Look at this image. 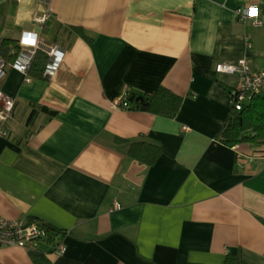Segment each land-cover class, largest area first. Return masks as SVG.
<instances>
[{
  "label": "crops",
  "instance_id": "obj_1",
  "mask_svg": "<svg viewBox=\"0 0 264 264\" xmlns=\"http://www.w3.org/2000/svg\"><path fill=\"white\" fill-rule=\"evenodd\" d=\"M251 5L259 25L236 13ZM25 30L64 56L50 77L40 59L22 73L2 57L14 106L0 121V214L57 231L36 244L47 264H264V140L218 139L241 76L215 71L264 68V0H0V41ZM160 86L182 98L172 117L112 105ZM32 103L55 114L28 123ZM133 142L159 152L136 159ZM31 250L3 247L0 264H34Z\"/></svg>",
  "mask_w": 264,
  "mask_h": 264
},
{
  "label": "built area",
  "instance_id": "obj_2",
  "mask_svg": "<svg viewBox=\"0 0 264 264\" xmlns=\"http://www.w3.org/2000/svg\"><path fill=\"white\" fill-rule=\"evenodd\" d=\"M255 9V14H251V10ZM236 13L241 17L252 18L255 25H259L261 22L257 19V6L251 5L246 9L238 8ZM50 9H46L42 14L33 18L34 22L42 26L50 18ZM19 50L11 62V67L22 72L27 73L32 61L34 60L38 50H44L48 55L42 75L44 77L52 76L60 61L64 56V51L57 44L45 45L43 40L38 36L36 31H22L18 39ZM216 72L224 73H239L241 76V82L237 89L232 91L231 95V107L235 110H240L248 103L254 94H257L259 87L264 81V68L256 73H252L246 61L242 60L237 64L218 62L215 65ZM6 73L5 61L0 55V79L4 77ZM121 106L128 108L129 104L126 100L114 101L113 106ZM14 106V100L12 97L4 94L0 91V121H5L12 112ZM184 130L188 129L183 127ZM260 153L264 154V149H259ZM118 203H114V207H118ZM49 231L47 226L38 220H19L10 219L0 214V249L6 246L19 245L29 249H36L37 242L40 240L48 239ZM57 253H63L65 251V245L60 243L54 250Z\"/></svg>",
  "mask_w": 264,
  "mask_h": 264
},
{
  "label": "trees",
  "instance_id": "obj_3",
  "mask_svg": "<svg viewBox=\"0 0 264 264\" xmlns=\"http://www.w3.org/2000/svg\"><path fill=\"white\" fill-rule=\"evenodd\" d=\"M74 30L83 35V31L74 27ZM19 50L16 42L3 39L0 41V54L4 60L12 62ZM46 55L38 52L33 63L40 59V70L42 71L44 63H46ZM33 66V64H32ZM129 107L142 111H149L164 116H174L181 105V96L173 93L171 90L160 86L151 94H136L127 95ZM37 112H44L48 116L55 114L54 110L46 106L31 104V110L26 122H30L36 116ZM218 139L224 144L232 146L242 142H261L264 140V96L254 94L251 100L246 103L242 109L235 110L231 107L230 113L226 121L222 124ZM144 144V145H143ZM133 142L129 145L128 153L136 159L151 163L156 154L159 152L158 148L151 143ZM142 145L143 148H139ZM143 149L144 153H140ZM47 226V225H46ZM49 236L57 232L54 228L47 226ZM34 264H47L44 255L39 249L30 251ZM224 264H241L239 256H228Z\"/></svg>",
  "mask_w": 264,
  "mask_h": 264
},
{
  "label": "snow or ice",
  "instance_id": "obj_4",
  "mask_svg": "<svg viewBox=\"0 0 264 264\" xmlns=\"http://www.w3.org/2000/svg\"><path fill=\"white\" fill-rule=\"evenodd\" d=\"M255 12H256V10H255V9H252V10H251V14H253V15H254V14H255Z\"/></svg>",
  "mask_w": 264,
  "mask_h": 264
}]
</instances>
